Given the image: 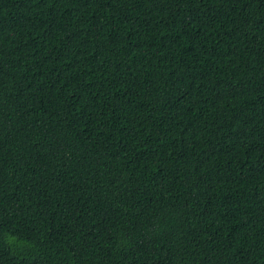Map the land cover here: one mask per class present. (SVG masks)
Segmentation results:
<instances>
[{
    "label": "trees",
    "instance_id": "trees-1",
    "mask_svg": "<svg viewBox=\"0 0 264 264\" xmlns=\"http://www.w3.org/2000/svg\"><path fill=\"white\" fill-rule=\"evenodd\" d=\"M0 264H264V0H0Z\"/></svg>",
    "mask_w": 264,
    "mask_h": 264
}]
</instances>
